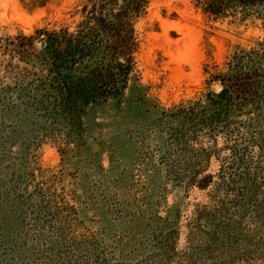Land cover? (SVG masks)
Listing matches in <instances>:
<instances>
[{
    "label": "rangeland",
    "instance_id": "374dc122",
    "mask_svg": "<svg viewBox=\"0 0 264 264\" xmlns=\"http://www.w3.org/2000/svg\"><path fill=\"white\" fill-rule=\"evenodd\" d=\"M82 3L0 0V264H223L244 247L258 255L264 182L254 166L264 177V157L249 171L253 188L232 169L208 189L188 186L210 141L205 131L192 140L162 114L219 91L217 75L235 53L258 48L264 22L216 20L194 0H151L136 24L142 96L127 89L126 102L92 105L72 120L48 100H32L31 80L43 74L37 41L74 30ZM178 131L185 144L174 139ZM244 133L242 144L255 131ZM219 165L212 157L207 173ZM211 218L247 232L236 231L232 243L211 239Z\"/></svg>",
    "mask_w": 264,
    "mask_h": 264
},
{
    "label": "trees",
    "instance_id": "16d2710c",
    "mask_svg": "<svg viewBox=\"0 0 264 264\" xmlns=\"http://www.w3.org/2000/svg\"><path fill=\"white\" fill-rule=\"evenodd\" d=\"M82 1V20L74 30L61 27L44 33V46L34 50L43 74L34 72L35 78L31 80V85L37 89L32 100H48L63 116L72 120L89 106L126 102L127 89L135 91V98L142 96L143 86L136 73V54L140 48L136 24L147 13L151 2ZM194 2L203 14L216 20L255 17L264 22V0ZM18 38L29 41L32 47L30 38ZM263 58L264 39L257 49H242L234 54L229 70L217 75L222 86L219 91H208L197 100L179 103L173 110L163 112L165 121L173 119L181 130L190 129L192 140H198L199 134L205 131L210 141L211 146L203 149L192 175L186 180L188 186L208 189L219 184L214 180L215 176L224 177L232 169L242 174L245 186L254 187L256 178L249 171L252 164L261 163L260 158L264 157V119L259 113L264 109V100L261 99L264 97ZM248 130L255 133L242 144L243 135L247 134L244 132ZM179 131L174 139L185 144V134ZM219 137L223 139L220 147ZM252 147L255 157L249 155L253 152L250 151ZM221 152L224 153L222 156ZM212 157L220 163L216 174L207 173ZM254 169L257 179L264 182L261 165H255ZM211 219V239L218 235L232 243V235L236 231L239 234L247 232L240 228L234 230L231 224ZM244 237L242 242L248 246L252 240L248 234ZM256 241L262 248L258 255L244 247L239 254H228V260L223 264H264V236Z\"/></svg>",
    "mask_w": 264,
    "mask_h": 264
},
{
    "label": "water",
    "instance_id": "95a60500",
    "mask_svg": "<svg viewBox=\"0 0 264 264\" xmlns=\"http://www.w3.org/2000/svg\"><path fill=\"white\" fill-rule=\"evenodd\" d=\"M37 46H38V47H43V46H44L43 41H42V40L37 41ZM213 86H214V89H220V88H221V85L218 84L217 82H215V83L213 84Z\"/></svg>",
    "mask_w": 264,
    "mask_h": 264
}]
</instances>
